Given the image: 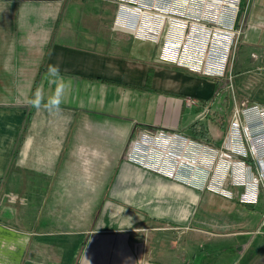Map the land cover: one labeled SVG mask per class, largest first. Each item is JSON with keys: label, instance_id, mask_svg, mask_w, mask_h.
Here are the masks:
<instances>
[{"label": "crops", "instance_id": "1", "mask_svg": "<svg viewBox=\"0 0 264 264\" xmlns=\"http://www.w3.org/2000/svg\"><path fill=\"white\" fill-rule=\"evenodd\" d=\"M218 9L199 0H0V264H219L250 241L248 261L264 264V193L242 203L244 187L220 190L217 161L206 182L197 166L164 160L157 170L124 157L132 140L159 132L174 135L176 152L212 157L202 143L220 146L226 132L214 142L195 120L226 82L242 92L241 112L250 109L243 123L264 110V0L245 4L228 78L198 72L191 49L160 59L164 42L206 37L217 58L214 29L230 13ZM155 11L186 27L161 24Z\"/></svg>", "mask_w": 264, "mask_h": 264}, {"label": "built area", "instance_id": "2", "mask_svg": "<svg viewBox=\"0 0 264 264\" xmlns=\"http://www.w3.org/2000/svg\"><path fill=\"white\" fill-rule=\"evenodd\" d=\"M199 1L202 3L207 2L216 5L219 8L218 12L221 7H226L230 11L229 20H225L224 18L217 20V28L214 33L215 42H213V44H219L221 46V48H219L218 50L219 56L215 58L214 56L209 55V51L205 50H210V48L206 46V43L208 41L206 37V40L204 39L202 41L198 39H194V42L186 41L188 45H182L181 42H177L176 44L164 42L160 51V59L162 61L175 62L176 60H178L179 54L181 52L188 53L186 52V50L191 48V50L193 51L192 53L200 56V58H197L199 60L195 63L196 66L193 67L198 72L204 73L206 75H215L221 78L226 66L229 52L228 48L231 44V38L234 36V32L237 31V35L240 32V23L242 21V18H239V20L241 21H236V12L239 0ZM131 9L136 14H141L142 12L141 8L138 6L133 5L131 6ZM165 10H168V8ZM220 11L222 12V10ZM151 16L157 18L161 24L165 22L169 25L174 26L171 22H177L179 23V26L174 27L178 29H184L186 27L185 19L181 17L167 16L160 11L151 12ZM187 24L191 25V27L193 28H200L202 27V25L204 26L203 23L196 21L187 22ZM200 29L203 30V28ZM149 34V36L152 35L154 36V39H156L155 33L151 32ZM204 52H206V57ZM256 71L261 72L263 71V68L257 67ZM184 104L185 106H191L195 104V101L187 97L184 99ZM252 109H254L255 113H253V115L257 116V118H245L243 126L242 123L238 120L239 113H235L233 115L229 123L228 130L226 131L229 139H232L233 141L228 148L226 147L223 151H219L217 153V162H221L222 165H226V163L229 164L230 172L232 174L235 172L233 176L234 181L231 182V185L244 187L243 191L238 196V201L242 203H254L256 201L258 185L263 188L262 190L264 192V110L259 111L255 108ZM248 110L250 109L245 108V116H249ZM244 112H242V115L244 114ZM248 121L256 124V128L251 129L249 127ZM172 136L174 135H169L161 132H159L155 136L141 135L138 139L132 140L130 142L129 147L125 152V159L132 163L145 165L146 168H153L157 170H159L158 167L162 166L164 160L171 161L174 166L182 164L192 168L195 166L200 167V163L197 158L179 154L175 150L168 147L169 143H172L174 139ZM176 136L179 137L178 135ZM237 137H240L243 142L238 143L237 140L235 141L234 139H237ZM179 138L185 139V137H182V135ZM208 149L212 151V157L215 156L216 150L210 148ZM233 154L239 155L242 158L249 155L251 161L253 162V170L255 174L251 172L250 165H245L242 160L234 159ZM235 161L240 163V165L243 167V170H236L237 172L233 171L232 167ZM224 169L225 171L227 170V168ZM243 171H246L245 174L243 173ZM221 174L222 175H220L219 182L223 177V172ZM261 225H264V216L262 218Z\"/></svg>", "mask_w": 264, "mask_h": 264}, {"label": "rangeland", "instance_id": "3", "mask_svg": "<svg viewBox=\"0 0 264 264\" xmlns=\"http://www.w3.org/2000/svg\"><path fill=\"white\" fill-rule=\"evenodd\" d=\"M246 2H248V0H245L244 6L242 8V13L240 15V17H242V19H243V15H244V12H245L244 11V7H245ZM196 22H198V21H196ZM236 32H234V36L231 38V44H230V46L228 48L229 52H228V57H227V61H226V66L224 68V73H223V77H227V78L229 76L228 74L231 75V73H232V71L230 70L231 66H232L231 63L233 61V55L235 54V50H236V48L238 46V41L240 39V32L238 33V35L236 34ZM203 37H204V35H203ZM207 40H209V39H207ZM174 44H176V43H174ZM205 50L209 51L207 49H205ZM236 56H238V54ZM205 57H206V54H205ZM195 58H197V57H195ZM222 90L224 92L219 93L218 96H216L213 100H211V102H210V104L208 106H206V107L203 106V109L201 110V114L199 115L200 117L198 116V118L195 120V122H198L201 119L202 123H200L198 125L199 129L205 130V127H206L211 139L215 140L214 142H218L221 139L222 129L225 130V132L228 130L229 123H230V121H231V119H232V117H233V115L235 113H239L240 112L238 120L242 123V126L244 125L241 110H242V108H244V107H242V104H243V101H245V100H243L242 97H241L242 92L239 91L240 94L239 95L236 94L235 91H234V87L231 84V82L230 83L226 82L222 86ZM185 98H187V97H185ZM189 98H191V99H193L195 101L194 98H192V97H189ZM184 99H183V104H184ZM225 139H226V142L223 141L220 146L219 145H213V147H212L210 145H206V144L202 143L207 148L216 150L215 151V156H213V157L206 156L205 154H203L204 151H205L204 150L201 153L202 157H199L200 156L199 155L198 158H197L199 160V163H200L199 164L200 168L202 169V171H204L206 173L205 176H204L206 178V182L208 181L209 178H212L213 175L216 174L214 172V170L216 169L215 163L217 161V153L219 151H223L226 147L228 148L229 145L231 144V142L233 141L232 139H229L227 132L225 133ZM182 140H183V142L184 141L188 142L186 139H182ZM234 140L235 141L237 140L238 143H242L243 142V140L240 137H237V139L235 138ZM126 151H127V149L125 150V152ZM177 153H179V152H177ZM179 154H181V153H179ZM235 155L236 154H233V158L234 159H236ZM124 157H125V155H124ZM248 157L250 158L249 155H248ZM219 164H220L219 165V172H218L219 174L217 176L220 177V174L223 172V177H222V179L220 181V184L221 185L223 184V186L222 187L220 186L219 189L220 190H225V189H228L229 184L232 181H234L233 180V174L229 170V164L226 163V165L225 164L222 165L221 162H219ZM247 164H250L251 172L253 174H255L254 170H253V162L251 161V158H250V163H245V165H247ZM140 166L146 168L145 165H140ZM224 168H227V170L225 171ZM206 182L204 183V187L203 188L206 187ZM262 189L263 188L258 185L257 191L258 192L261 191V193H264ZM215 191L219 192V190H215ZM258 232L262 233L263 236H264V230H262V231L259 230ZM244 248H245V250L243 249V251L239 252L234 247V250H236V251H233V252L230 251L228 254H226L225 257L221 260V262L219 264H250L251 261H248L249 259H247V258L251 257L252 255H254L256 253V250H255L256 248L252 244V241H250L248 244H246V246ZM221 249H222L221 246L219 244H217L215 247H213L211 252L218 256L221 253L220 252ZM251 264H253V263H251Z\"/></svg>", "mask_w": 264, "mask_h": 264}, {"label": "trees", "instance_id": "4", "mask_svg": "<svg viewBox=\"0 0 264 264\" xmlns=\"http://www.w3.org/2000/svg\"><path fill=\"white\" fill-rule=\"evenodd\" d=\"M244 3H245V0H239L238 1V7H237V12H236V21L237 20H239V17H240V15H241V13H242V8H243V6H244ZM194 124H192L191 125V127H189L190 128V131H192V130H194L195 128L194 127H192ZM200 133V130L199 131H197L196 133ZM210 259H208L207 257H204V259H202V262L201 263H205L206 261H209Z\"/></svg>", "mask_w": 264, "mask_h": 264}, {"label": "bare ground", "instance_id": "5", "mask_svg": "<svg viewBox=\"0 0 264 264\" xmlns=\"http://www.w3.org/2000/svg\"><path fill=\"white\" fill-rule=\"evenodd\" d=\"M231 1V0H230ZM201 25V24H200ZM200 28H203V29H205V27L202 25V27H200ZM206 30V29H205ZM216 29H214V31H215ZM209 34V33H208ZM187 145H188V143H187ZM188 147H189V145H188ZM162 168V166H160V167H158V169H161Z\"/></svg>", "mask_w": 264, "mask_h": 264}]
</instances>
